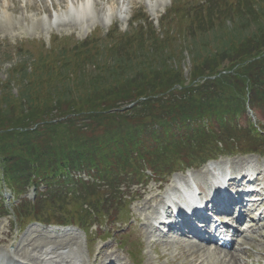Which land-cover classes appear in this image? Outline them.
Wrapping results in <instances>:
<instances>
[{
  "label": "trees",
  "instance_id": "16d2710c",
  "mask_svg": "<svg viewBox=\"0 0 264 264\" xmlns=\"http://www.w3.org/2000/svg\"><path fill=\"white\" fill-rule=\"evenodd\" d=\"M240 1L247 7L249 0ZM259 2L260 10L233 13L212 10L214 5L181 10L180 19L188 22L180 32L190 31L193 38L219 25L213 44L202 38L205 45L195 50L204 55L193 56L188 83L173 63L174 37L146 22L130 39H111L103 48L80 42L66 58L50 53L29 70L23 65L16 93L0 81V157L8 181L49 183L60 171L84 168L113 179L116 190L142 165L171 171L230 150L226 136L240 131L246 94L250 106L264 113V1ZM227 16L236 19L235 32L225 28ZM251 16L260 19L253 31L239 30ZM86 197L98 206L93 193Z\"/></svg>",
  "mask_w": 264,
  "mask_h": 264
},
{
  "label": "rangeland",
  "instance_id": "374dc122",
  "mask_svg": "<svg viewBox=\"0 0 264 264\" xmlns=\"http://www.w3.org/2000/svg\"><path fill=\"white\" fill-rule=\"evenodd\" d=\"M78 1L80 0H0V81L1 83L7 81L12 93H16V90L20 88L16 80L23 65H26L29 70V64L32 65L34 63L33 65H35L36 59L40 57V60H42L50 53V57L53 55L61 56V53H64L62 57L66 58V53L69 55L68 51L76 49L80 42H87L88 46L101 45L100 48H103L109 42L108 40L130 39L136 32L138 24L143 25L142 22L150 23L157 33H162V30L166 33V30H169L168 37L170 40L174 37L172 43L174 42L173 45L178 48V53H174L172 58L173 63H176V65L178 63L179 66L177 68L180 69L178 70L181 72L184 81L188 83L190 82V72L193 66V56H196V53L204 55L203 52H198L200 47L205 45L202 38L207 43H210L209 45L213 44V34L216 32L215 29L218 24L214 25L213 29L206 31L203 34L205 37H202L203 35L199 37L200 34L198 33L193 38L190 35V31L180 32V28H184L188 22L185 19H180L181 10H204L205 6L211 7L214 5L215 7L212 10H231V13H233L232 10H236V8H241L240 10H243L242 8L245 10H260L259 6H261L259 2L261 0L247 1L248 8L240 0H88L97 19L96 22L92 23L86 20V22L81 24H74V21L66 16V11ZM173 10L179 11L174 12ZM110 16L112 20L107 24ZM232 17L227 16L225 20V28H229L230 32L238 25L234 24L236 19ZM139 18V21H131ZM256 21H260L259 17L253 19L251 16L241 23L239 30L253 31L254 27L252 25ZM234 29L232 30L233 32H235ZM193 42L195 43L194 46L191 45ZM196 49L198 51H195ZM210 49L211 47H208L206 50ZM253 87L257 86L253 85ZM245 100V105H251L252 100L248 98V94H246ZM251 111L253 116L251 117L248 114L249 120L264 129V114L261 111L255 113V108L254 111ZM98 127H101V125ZM230 132L227 131V134ZM227 137H231L226 142L230 149L252 151L245 155L236 152L228 160H226L227 157H221L217 160H221L218 164H228L232 168L235 163H238L239 166L240 161H243L246 156H251L252 158H249L250 161H253L256 167L259 166L264 170V156L254 154L256 152L253 151H264V140H255L246 130L233 131ZM208 164L206 163L193 170L192 177L194 182L199 183V180H201V183H204V178L206 177L202 178L201 174ZM172 177H169V179ZM31 178L36 177L32 176ZM19 180L23 181L22 179ZM26 180L28 179L26 178ZM112 182L115 183L113 179H103L98 186L83 185L82 183L81 185H73L72 195L53 193L49 192L48 189L43 191L41 188L37 194L38 198L41 199H38L37 202L29 200L30 205L27 203L23 206L21 205V207H13V209L5 207L2 209L3 215L0 216V252H9L25 261H32V256H37L40 248L55 246L57 241L66 239L69 245L64 251L71 249V254L77 252V255L84 262L83 264H89L92 260L93 262L96 260L95 264H98L99 259L97 256L95 257L98 249L106 244L116 246L118 243L122 245L118 247V254L127 255L129 258L127 251H132L134 259L131 254L129 258L131 264L137 262L136 258L139 260L138 264H190L189 260L191 261L192 258H196L198 264H222L221 261L228 260L227 250L212 249L208 245L203 246L194 239H188L187 237L175 238L162 235L163 237H159V243L156 241L158 237L154 235L150 239L147 238L146 229L142 225V218L150 214L148 211L143 210L142 205L145 198L157 193V187L164 188L166 184H160L150 179L142 180V182L140 181L137 184L127 181L124 182V187L115 190ZM0 184L1 186L14 187L8 181L0 182ZM106 184H109L110 187L108 188ZM51 189L54 188L51 187ZM117 191L122 192L124 197H122V194L120 196ZM44 192L46 193L43 195ZM115 192L120 199L117 198ZM88 193H93L95 196L108 200H112L111 197L116 196L114 202L112 201L111 208L112 210L117 209L122 204V209H117L113 213H118V224L125 222L122 224V229L116 230V228H119L118 224L116 225L113 222L106 224V219H102L104 221L101 222L103 228L95 229L96 226L92 227L93 233L86 238L82 231H78L75 228L67 229L65 232L67 235L60 236L54 234L55 232H60L58 230L48 229L33 222L24 224L25 220L30 216L52 222L69 220L72 216H88L87 207L89 203L86 201ZM110 193L112 194L111 197L107 198ZM33 195L30 190L22 197L33 200ZM17 202L18 200L14 203ZM104 206L105 208L102 209H105L104 212L108 214L110 211L106 208V205ZM127 211L129 212L124 214ZM20 214L21 216L19 217ZM25 215L27 216L25 217ZM106 231L109 232L108 235ZM255 235L243 234L245 236L244 239L248 243L246 245L250 247L241 245L242 248H239L241 251L237 252L240 254L242 264H250V262L260 256V252H264V237L258 234ZM173 236H175V233H173ZM100 238L103 240H100ZM235 247H238V245ZM199 248V255L198 253L192 255V251H196ZM137 249H139L138 254L134 253ZM243 250L246 253H243ZM208 254L210 258L207 257ZM127 257L126 259L128 260Z\"/></svg>",
  "mask_w": 264,
  "mask_h": 264
},
{
  "label": "bare ground",
  "instance_id": "6f19581e",
  "mask_svg": "<svg viewBox=\"0 0 264 264\" xmlns=\"http://www.w3.org/2000/svg\"><path fill=\"white\" fill-rule=\"evenodd\" d=\"M3 1H6V0H3ZM66 16L70 17L74 21V24H76V23L81 24L83 22H86V20H89L93 23V22H96V20H97L93 14V11H92L91 6H90V2L88 0H80L75 5L70 6L66 11ZM64 19H65V16H64ZM111 20H112V17L111 16L108 17L107 24H109ZM206 172H208L207 169L204 170L203 173H206ZM156 201H158V197L156 195L155 196L151 195V196L145 198L144 204L142 205L143 210L148 211V213H154L156 210V206H154V204H152V203H154ZM142 225L144 228H146V230H148L150 227L149 223H147V221H145V220H143ZM65 235H67V234H65ZM68 245H69V243L66 242V239H64V241L59 240L55 244L56 247L55 246H45L44 248H40L38 251L39 254H37V256L34 255L35 257L32 256L31 259L33 260V262L35 264H39L42 261L45 263H48V264H83L82 260L77 255V252H75L76 250L74 251L75 252L74 254L70 253L71 249L68 251H64L65 249H67ZM202 249H203V247H202ZM198 251H200V250L198 249L196 251H192V255H195L196 253H198ZM183 253H184V251H183ZM114 254L115 253L113 252L111 245L102 246L98 250V253H97V257L99 259L98 264H103L105 262V260L110 259L111 256ZM198 255H199V253H198ZM230 255H231L230 259H228L227 261H225V260L221 261L222 264H235L237 256L234 253H230ZM207 257L210 258V255L208 254ZM0 263H2V264H14V263L18 264L17 261L12 256H5V255L3 256L2 260L0 259ZM189 263L190 264H198L196 261V258H192L191 261L189 260ZM120 264H125V263L121 262Z\"/></svg>",
  "mask_w": 264,
  "mask_h": 264
}]
</instances>
